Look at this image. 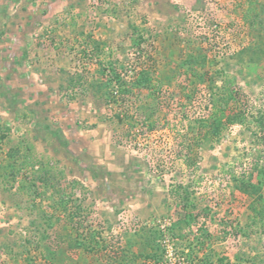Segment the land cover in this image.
<instances>
[{
	"label": "rangeland",
	"instance_id": "374dc122",
	"mask_svg": "<svg viewBox=\"0 0 264 264\" xmlns=\"http://www.w3.org/2000/svg\"><path fill=\"white\" fill-rule=\"evenodd\" d=\"M0 264H264V0H0Z\"/></svg>",
	"mask_w": 264,
	"mask_h": 264
},
{
	"label": "trees",
	"instance_id": "16d2710c",
	"mask_svg": "<svg viewBox=\"0 0 264 264\" xmlns=\"http://www.w3.org/2000/svg\"><path fill=\"white\" fill-rule=\"evenodd\" d=\"M183 70L184 72H187V74H193V77H195L193 87L197 91L200 90L202 83L207 82L206 77H204L205 75H199V73H196L197 71H195L194 65L193 63H190V61H188L186 68ZM114 78L115 91L113 92L114 99L112 101L119 107H129V101L126 100L125 94L135 95V93L132 92V89L138 91L139 95L141 94L142 90L152 91L154 97L160 95L162 92V88L159 85H157L153 90L152 87L154 85L150 84L151 80L148 79V71H141L134 81V84H132V87H129L125 81L121 79L120 73H116ZM205 88L206 91H210L208 92L209 99L206 102V107L208 106L209 108L211 122L207 125L198 126L200 127L199 129L207 127L211 135L216 136L219 135L221 128L241 125L242 122L245 121L247 118L246 103L243 93L238 88L234 87L231 83L226 82H223L221 86L217 87L215 86L213 80H211L209 83V87ZM158 100V97L155 98L156 104H158ZM130 104L134 105V102H131ZM153 113H155V110H153Z\"/></svg>",
	"mask_w": 264,
	"mask_h": 264
}]
</instances>
